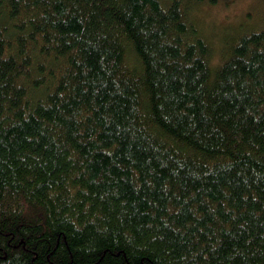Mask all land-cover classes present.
I'll use <instances>...</instances> for the list:
<instances>
[{
	"label": "trees",
	"instance_id": "trees-1",
	"mask_svg": "<svg viewBox=\"0 0 264 264\" xmlns=\"http://www.w3.org/2000/svg\"><path fill=\"white\" fill-rule=\"evenodd\" d=\"M223 0H0V264H264V27Z\"/></svg>",
	"mask_w": 264,
	"mask_h": 264
},
{
	"label": "rangeland",
	"instance_id": "rangeland-1",
	"mask_svg": "<svg viewBox=\"0 0 264 264\" xmlns=\"http://www.w3.org/2000/svg\"><path fill=\"white\" fill-rule=\"evenodd\" d=\"M192 18L210 41L214 59L223 44L220 38L245 22L264 27V0H223L215 5L203 4L192 11Z\"/></svg>",
	"mask_w": 264,
	"mask_h": 264
}]
</instances>
